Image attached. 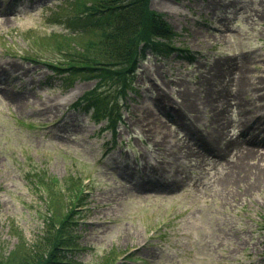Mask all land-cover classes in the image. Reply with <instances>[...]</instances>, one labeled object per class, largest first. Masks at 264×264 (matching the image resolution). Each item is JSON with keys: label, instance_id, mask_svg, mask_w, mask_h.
Returning <instances> with one entry per match:
<instances>
[{"label": "rangeland", "instance_id": "obj_1", "mask_svg": "<svg viewBox=\"0 0 264 264\" xmlns=\"http://www.w3.org/2000/svg\"><path fill=\"white\" fill-rule=\"evenodd\" d=\"M55 2L0 0V255L42 232L40 173L82 179L81 264H264V0H149L175 48L147 47L126 93L24 56L53 52L27 33L62 28Z\"/></svg>", "mask_w": 264, "mask_h": 264}, {"label": "trees", "instance_id": "obj_2", "mask_svg": "<svg viewBox=\"0 0 264 264\" xmlns=\"http://www.w3.org/2000/svg\"><path fill=\"white\" fill-rule=\"evenodd\" d=\"M56 1L58 4L55 2L51 8L50 18L52 22L62 24V28L52 29L44 35L32 30L27 33L38 46L48 47L46 53L51 49L53 52L48 56L44 52L39 55L38 48L30 43L33 53L26 54L54 62L68 75L81 74L84 78L97 77L99 81H119L121 92L126 93L128 88L133 89L135 64L147 47L164 52L175 48L172 39L177 35L176 31L162 12L148 6L149 0ZM89 107L94 109L93 101ZM113 110L108 111V124L122 119ZM102 111L95 109L93 116L98 118ZM32 176L50 193L49 214L45 216L38 240L31 245L20 240L7 254L0 255V264H81L70 257L77 246L70 227L75 223L73 214L77 211L76 207L84 199L80 190L82 179L75 183L66 177L59 182L55 176L51 179L40 173ZM31 182L33 189L38 190L34 181ZM61 184L71 199L61 192ZM113 257L114 253L110 252L105 264H109Z\"/></svg>", "mask_w": 264, "mask_h": 264}, {"label": "bare ground", "instance_id": "obj_3", "mask_svg": "<svg viewBox=\"0 0 264 264\" xmlns=\"http://www.w3.org/2000/svg\"><path fill=\"white\" fill-rule=\"evenodd\" d=\"M220 123H221V126H223V127H224V125H225V122H224V121H221ZM248 143H259V142H255L254 140H252V139H249V140H248Z\"/></svg>", "mask_w": 264, "mask_h": 264}]
</instances>
